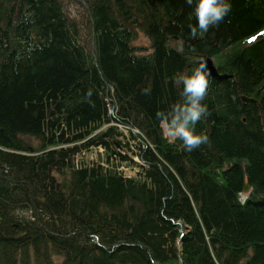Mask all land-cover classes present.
<instances>
[{
    "label": "trees",
    "instance_id": "trees-1",
    "mask_svg": "<svg viewBox=\"0 0 264 264\" xmlns=\"http://www.w3.org/2000/svg\"><path fill=\"white\" fill-rule=\"evenodd\" d=\"M86 1L77 19L63 0H0V264H264V0H231L195 37L186 0ZM139 32L151 53L136 54ZM203 54L230 77H208L209 142L189 152L157 113ZM109 86L151 145L141 178L72 163L120 142L107 127L76 144L107 121Z\"/></svg>",
    "mask_w": 264,
    "mask_h": 264
},
{
    "label": "clouds",
    "instance_id": "clouds-1",
    "mask_svg": "<svg viewBox=\"0 0 264 264\" xmlns=\"http://www.w3.org/2000/svg\"><path fill=\"white\" fill-rule=\"evenodd\" d=\"M192 7L195 24H189L191 34H205L210 26L218 25L231 10V0H186ZM210 71L207 62L193 66L189 72L174 75L176 83L182 85L181 102L173 103L167 112L157 113L162 121V133L170 140L179 139L185 151H192L209 142L208 134L196 131V124L208 114L203 103L207 93Z\"/></svg>",
    "mask_w": 264,
    "mask_h": 264
},
{
    "label": "rangeland",
    "instance_id": "rangeland-1",
    "mask_svg": "<svg viewBox=\"0 0 264 264\" xmlns=\"http://www.w3.org/2000/svg\"><path fill=\"white\" fill-rule=\"evenodd\" d=\"M73 1H75V0H73ZM83 8H84V6L83 5H80V6H78V5H74V6H71L70 7V13L72 14V15H75L76 16V18L77 19H79L81 16H79L80 15V12H82V13H84V11H83ZM86 37H87V40H89V44H92L91 42H92V40H91V37L89 36V35H86ZM139 42H141V43H145V41H144V39L141 37L140 38V41ZM122 141L124 142V143H129L130 145H132V147H133V141L131 140V139H127V138H122ZM136 170H133V172H135Z\"/></svg>",
    "mask_w": 264,
    "mask_h": 264
},
{
    "label": "water",
    "instance_id": "water-1",
    "mask_svg": "<svg viewBox=\"0 0 264 264\" xmlns=\"http://www.w3.org/2000/svg\"><path fill=\"white\" fill-rule=\"evenodd\" d=\"M206 61L207 62V67H208V70L210 71V74L216 78H222V77H227V75L225 74H222V75H219L218 72L216 71V69L214 68L213 64H212V61L208 58V57H203V59L200 61ZM243 101H247L248 98L246 97H242ZM244 191H248L249 190V185L248 184H245L244 188H243ZM0 220H1V217H0Z\"/></svg>",
    "mask_w": 264,
    "mask_h": 264
},
{
    "label": "snow or ice",
    "instance_id": "snow-or-ice-1",
    "mask_svg": "<svg viewBox=\"0 0 264 264\" xmlns=\"http://www.w3.org/2000/svg\"><path fill=\"white\" fill-rule=\"evenodd\" d=\"M252 39H255V37H251L249 42H251Z\"/></svg>",
    "mask_w": 264,
    "mask_h": 264
},
{
    "label": "bare ground",
    "instance_id": "bare-ground-1",
    "mask_svg": "<svg viewBox=\"0 0 264 264\" xmlns=\"http://www.w3.org/2000/svg\"><path fill=\"white\" fill-rule=\"evenodd\" d=\"M245 194H243L242 196H244Z\"/></svg>",
    "mask_w": 264,
    "mask_h": 264
}]
</instances>
